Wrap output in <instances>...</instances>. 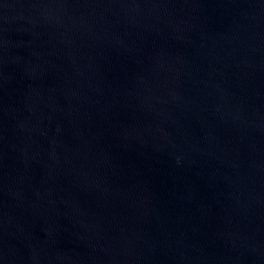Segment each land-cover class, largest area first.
I'll return each mask as SVG.
<instances>
[{"label":"water","instance_id":"95a60500","mask_svg":"<svg viewBox=\"0 0 264 264\" xmlns=\"http://www.w3.org/2000/svg\"><path fill=\"white\" fill-rule=\"evenodd\" d=\"M0 264H264V0H0Z\"/></svg>","mask_w":264,"mask_h":264}]
</instances>
